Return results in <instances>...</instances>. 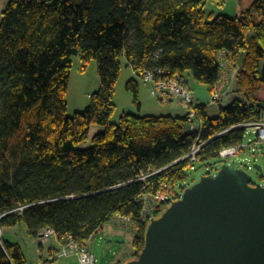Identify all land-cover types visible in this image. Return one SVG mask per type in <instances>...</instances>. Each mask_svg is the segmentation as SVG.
<instances>
[{
    "label": "trees",
    "instance_id": "obj_1",
    "mask_svg": "<svg viewBox=\"0 0 264 264\" xmlns=\"http://www.w3.org/2000/svg\"><path fill=\"white\" fill-rule=\"evenodd\" d=\"M207 1L7 0L0 19L1 229L23 223L30 237L50 229L58 241L84 244L121 215L136 230L130 259L141 252L148 223L137 199L163 185L184 190L192 167L184 158L196 134L186 131V114L124 112L111 121L121 58L138 77L143 71L156 80L160 71L174 78L189 73L209 90L220 79L219 57L238 65L236 91L243 99L220 106L216 117L204 104L194 108L204 143L196 164L243 142L245 130L236 126L264 111V0L240 4L235 18L212 19L204 12ZM73 56L82 70L96 63L100 87L82 112L69 116ZM126 88L137 103L136 81ZM96 125L103 130L81 149ZM0 264H26L20 246L3 237Z\"/></svg>",
    "mask_w": 264,
    "mask_h": 264
},
{
    "label": "water",
    "instance_id": "obj_2",
    "mask_svg": "<svg viewBox=\"0 0 264 264\" xmlns=\"http://www.w3.org/2000/svg\"><path fill=\"white\" fill-rule=\"evenodd\" d=\"M123 264H264V185L232 166L203 176L149 220Z\"/></svg>",
    "mask_w": 264,
    "mask_h": 264
},
{
    "label": "rangeland",
    "instance_id": "obj_3",
    "mask_svg": "<svg viewBox=\"0 0 264 264\" xmlns=\"http://www.w3.org/2000/svg\"><path fill=\"white\" fill-rule=\"evenodd\" d=\"M53 2L55 0H47ZM64 1V0H59ZM254 0H228L226 2L222 0H208L204 6V12L211 19L218 15L226 16L228 18H235L238 16L237 9L241 4L242 7L249 6ZM7 4V0H0V19L1 13L4 11ZM72 67L69 74L68 89L66 95L67 103V114L69 116L76 112H82L90 103V96L96 92L100 87V78L97 74V65L95 62H91L84 70L79 56H73ZM121 71L118 81L115 85L114 92V103L115 112L112 116V122L117 121L119 114L123 111L133 109L137 111V103L135 102L134 95L131 91H128L126 84L129 80H138L140 86V100L143 102L146 98L145 92L141 89L142 79L134 75V72L129 68L124 58L120 59ZM230 64V63H229ZM238 65H227L226 71L230 74L231 80L226 89L223 90L220 100L215 104L207 106L208 115L210 117H216L220 106H227L233 99H243V96L236 91V81L234 80ZM187 78L190 82H195L191 75L188 73ZM229 78V79H230ZM185 80V78H183ZM186 81V80H185ZM231 82V83H230ZM204 86V85H202ZM138 87V85H137ZM210 90V95L211 92ZM262 107H264V90L259 95ZM157 102V101H156ZM195 102V101H194ZM210 102V97H209ZM168 103V102H167ZM166 104V103H165ZM131 108H128L130 107ZM143 112L149 113L147 110L150 107L147 104H142ZM155 115H160L162 112H155ZM119 119V118H118ZM260 122H264V111L261 115ZM186 128V125H185ZM103 130L101 126H92L90 128L87 142L80 146L81 149H86L90 146L92 138ZM187 131V129H186ZM226 166H232L235 168L251 169L247 173L251 176L253 184L264 185V145L255 151L254 153L241 152L240 155L227 159L215 158L208 160L203 163H197L194 168L186 171L185 187H189L198 182L206 174L215 175L218 171ZM256 167H259L257 169ZM165 206V205H160ZM158 207V208H159ZM131 228V227H130ZM129 227L123 225H115L110 221L102 230L95 234L88 242L87 248L93 254L96 263L95 264H113L120 257L125 260L121 263L127 262L133 255L132 242L135 236V232ZM3 240L11 243L18 244L25 256L26 264H43V261L47 259L45 249L42 257L40 256L41 245L37 238H30L27 234L26 227L23 223L18 224L14 227H3L2 228ZM53 241L52 238L47 241ZM75 258H59L60 264H77Z\"/></svg>",
    "mask_w": 264,
    "mask_h": 264
},
{
    "label": "built area",
    "instance_id": "obj_4",
    "mask_svg": "<svg viewBox=\"0 0 264 264\" xmlns=\"http://www.w3.org/2000/svg\"><path fill=\"white\" fill-rule=\"evenodd\" d=\"M224 2L228 0H222ZM232 65L230 60H224L223 57H219L217 65L220 68V79L218 83L213 88L210 95V104H215L220 100V96L224 89L229 85L228 73L226 71L227 65ZM159 77L158 80L155 79L154 73L150 71H143L140 78L142 81L147 82L152 85L154 96L161 102L167 103L170 100H177L182 105L187 115L186 129L187 132L196 134V140L191 148V151L184 159H189L192 169L194 164H196V156L200 152L204 143H199V137L202 131V124L197 117L196 110L194 109L198 103L194 102L193 94L188 87L187 81L181 77H169L168 74L162 71L157 72ZM237 128H243L245 130V138L237 146L226 147L219 151L218 158L227 159L236 157L244 153H254L264 145V122H260V119L255 121L245 122L236 126ZM246 170L245 168H242ZM248 167L246 171L250 170ZM156 172L151 173L150 175ZM142 177L141 179H144ZM185 186V185H184ZM187 187L184 188V190ZM178 188L175 193L167 187L162 186V189L155 194H144L141 195L137 200L142 203V208L140 212L141 219L144 222H149L150 219L155 217V213L160 205H167L170 202L181 198L184 191ZM2 216L0 215V218ZM115 225H123L126 227H131V231L134 229L131 220L128 217L121 215H115L112 219ZM56 238L55 234L50 229L43 230L37 237L39 243L47 241V239ZM2 241V229L0 228V242ZM61 248L58 253V258H75L77 264H95L96 260L93 254L87 248V243H80L72 239L71 237L61 239Z\"/></svg>",
    "mask_w": 264,
    "mask_h": 264
},
{
    "label": "crops",
    "instance_id": "obj_5",
    "mask_svg": "<svg viewBox=\"0 0 264 264\" xmlns=\"http://www.w3.org/2000/svg\"><path fill=\"white\" fill-rule=\"evenodd\" d=\"M238 12H239V8L237 9V13ZM129 68L133 71V69L130 66H129ZM230 74H231V71H230ZM230 74H228V79L231 77ZM134 75L137 76V74L135 72H134ZM187 75H188V73L185 74L184 78H185V80L188 83V87L191 90V93L193 94L194 101L196 103H198V104H204L207 107L209 105V97H210L209 88L207 86H202V85L198 84L196 81L195 82H190L189 79L187 78ZM133 80H135V79H133ZM230 80H231V78L229 79V81ZM234 80H235V78H234ZM135 81H136V83L138 85V90H140L139 83L137 82L138 80H135ZM141 89H143V91L145 92L146 98H145V100L143 102H141V100L139 98L140 91H138V101H137V105H136L137 106V111H135L133 109H129L128 111H124V112H129V113H132V114H135V115H138V116H158V115H155L156 114L155 112H162V113H160V115H171V116H184L186 114L185 110L182 108V105L177 100H170L166 104L161 102V101H159L154 96L153 87H152L151 84L142 81L141 82ZM112 102L115 105L114 98H113ZM142 104L143 105L147 104L148 106H146V107H150L147 110V112H149V113H144L142 111L143 110ZM128 108H131V106L128 107ZM124 112L122 111L119 114V117ZM118 118H117V121H113V122L117 123L118 122ZM30 238H33V237H30ZM52 239H53V241L49 240V241L43 242L42 244L39 243L41 245L40 256L42 257V255L44 253V251H43L44 249H45L46 254H47V259H45L43 261V264H60L58 262L59 258L57 256H58V253H59L60 248H61V242L58 241L56 238H52ZM22 253H23V251H22ZM23 255H24V253H23ZM124 260L125 259L123 257H120L113 264H121ZM74 261H75V259H74ZM66 264H70V263L66 262Z\"/></svg>",
    "mask_w": 264,
    "mask_h": 264
}]
</instances>
